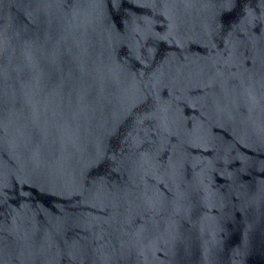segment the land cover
<instances>
[{
	"label": "water",
	"instance_id": "water-1",
	"mask_svg": "<svg viewBox=\"0 0 264 264\" xmlns=\"http://www.w3.org/2000/svg\"><path fill=\"white\" fill-rule=\"evenodd\" d=\"M0 264H264V0H0Z\"/></svg>",
	"mask_w": 264,
	"mask_h": 264
}]
</instances>
